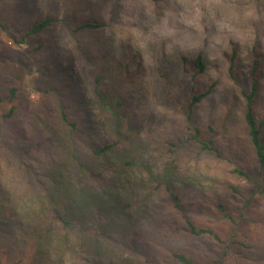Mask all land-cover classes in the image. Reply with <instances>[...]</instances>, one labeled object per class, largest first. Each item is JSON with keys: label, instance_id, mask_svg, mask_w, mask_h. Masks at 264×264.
I'll return each mask as SVG.
<instances>
[{"label": "rangeland", "instance_id": "obj_1", "mask_svg": "<svg viewBox=\"0 0 264 264\" xmlns=\"http://www.w3.org/2000/svg\"><path fill=\"white\" fill-rule=\"evenodd\" d=\"M93 1L102 9L90 4L87 11L104 24L98 37L106 52L97 66L78 54L76 37L59 27L54 41L44 34L38 50L37 41L15 39L48 11L60 16L66 0H0V264H54L36 255L33 228L42 216L50 223L56 211L73 215L80 226L52 223L54 239L66 241L59 264L85 263L82 240L101 246L102 259H111L105 264L124 261L129 240L121 234L130 226L141 229L148 246L170 250L178 242L197 251L201 262L264 264V246L258 251L264 241V200L252 184L261 183V165L248 146L240 95L241 85L250 88L256 59L253 105L257 122H263L264 143V0ZM233 48L237 82L228 72ZM178 49L190 56L201 50L204 73L194 76L188 62L184 71L174 58ZM70 53L80 95L62 75ZM167 55L168 68L162 64ZM98 75L102 80L96 85L107 95L104 105L90 94ZM213 82L212 93L188 121L190 93ZM10 87L14 95L7 99ZM62 107L75 126L63 121ZM10 108L13 114L6 118ZM191 125L217 150L191 141ZM106 143L115 145L93 153ZM170 182L187 214L199 220L218 203L234 205L238 213L252 196L250 218L241 221L233 214L236 221L224 220L223 233L232 226L231 237L240 227L258 231L256 243L238 244L240 232L233 244L226 236L223 243L208 235L174 240L165 188Z\"/></svg>", "mask_w": 264, "mask_h": 264}, {"label": "trees", "instance_id": "obj_2", "mask_svg": "<svg viewBox=\"0 0 264 264\" xmlns=\"http://www.w3.org/2000/svg\"><path fill=\"white\" fill-rule=\"evenodd\" d=\"M157 2L158 0H153ZM35 2V0H34ZM33 2V3H34ZM59 0H57V3ZM67 2V9L63 10L62 14L60 16L57 15V13H51L47 12L44 17L41 20L33 21L30 26H28L25 30V32L22 34L21 38H16L17 42H20L26 38V41L30 44L31 41H37V44H35L36 50L37 48H41L43 46L41 38L44 36L45 33H49V36L51 38L50 41H54V31L57 27L61 28L64 32H70L75 37V44L77 47H79V55L86 61L90 62L91 64L100 65V62L103 65V60H100L101 58H104V54L106 53L103 49V46L105 44L104 40H101V38L98 37L100 32L102 31L101 28L103 27V23L98 21L96 17L92 16L91 13L87 11V8L93 6L98 7V5H101L100 2L93 1V0H66ZM95 2V3H94ZM32 3V4H33ZM56 3V4H57ZM58 7V6H57ZM102 9V7H98V9ZM96 9V8H94ZM117 9V8H116ZM117 11V10H116ZM158 13V12H157ZM92 17V18H91ZM147 18V17H146ZM142 22L145 23V21L142 18ZM149 23V21H148ZM150 25V23H149ZM148 26V25H147ZM52 32V33H51ZM100 36V35H99ZM91 43V44H90ZM91 46H90V45ZM92 44H95L98 46L97 49H93ZM99 45L102 46V48H99ZM87 46V47H86ZM85 47V49H84ZM53 48H56V43ZM176 50V53L174 55V58L178 57V62L180 63L181 67L184 71L188 72L187 66H185L186 62L190 63V68L194 70L193 75H199L201 73H204L206 70V60L204 57V53L200 50L196 53L192 54L190 56L189 54H184L178 52ZM103 55V56H102ZM236 55V48H233V56L231 57V63L228 69V72L231 75V78L236 81V77L233 73L234 70V57ZM64 57V56H63ZM0 58L3 60L4 58V51L0 50ZM67 66L69 67L68 70H65L62 75L64 78L69 79V81H73L69 84L76 86V92L78 95L81 94L82 91H78V84H79V75H75L73 73V61H74V55L71 53L68 54L66 57ZM164 62V63H163ZM162 62L165 67L171 66V61L169 59V56L165 58V60ZM59 68V64L56 62ZM257 60L254 59L253 61V67L251 70V82L249 83L250 88L247 89L245 86L241 85L240 88V95L244 99V110H243V122L245 126L246 131V137L248 146L250 148L251 153L255 156L259 164L261 165V172H260V179L261 183H256V180L252 181V184H256V187H258V194L262 196V199L264 200V143L262 141L261 137V131H262V124L263 122H257L255 117V111H254V97L257 93V86H258V78L255 76L256 70H257ZM4 67V63L0 62V76H2V69ZM100 80H102V76L98 75L94 79V85L92 88H90L91 91V97L92 99L98 100L100 103L107 104L106 100V93H102L100 90V87L96 85ZM215 85V82L209 84L206 89L198 91V92H191L189 100L187 102V119L188 121H191L192 114L195 110V107L197 104L210 95L212 93V89ZM14 87H10L8 90V93L5 94L7 99H12L14 95ZM0 100H2V97L0 96ZM62 119L63 121L70 125L75 126L76 124L74 122L69 121L67 112H65L64 108L62 107ZM13 108H10V111L5 114L6 118H10L13 114ZM192 124V123H190ZM191 138L190 140L196 143V145L200 146V149H207L212 150L215 149L213 147L212 140L208 141H201L199 138L200 131L197 126L191 125ZM114 143H106L103 146H101L99 149L93 150L94 154H101L103 152H106L108 149L113 147ZM233 172L242 175L246 178H248V174L245 171L239 170V169H233ZM166 191L168 194V198L170 199L171 208L173 209L171 216H170V224H169V232L172 234V238L174 240H180V237H191V238H198L201 236L208 235L212 239H214L217 243H223L224 236L231 237V229L226 231V233H223L225 226L224 220L229 221L230 223H233L236 221L235 217L232 215L236 213L241 219V221H244L246 219H249L250 210L247 209L248 204L250 205L253 202V197L250 196L248 198V203L242 206V209L237 213L234 208L236 206L233 205L232 208H227V205L223 203H218L215 207V210H209L207 213V218L205 220H199L198 218H194L193 216H190L187 214V211L185 207L183 206L181 202V198L179 197V193L172 189L171 182L166 184ZM253 194V193H252ZM3 200V199H2ZM219 211V212H218ZM220 213V214H219ZM43 215V212H40L38 215V218ZM67 215V212L59 213L55 212L52 215V221L50 223H46L43 219V216L40 219V222L33 228V231H36V255L41 259H51L50 261L54 264H59L62 262V253L64 251L66 241L58 239L55 240L52 232L54 230L52 229V223L54 221L58 222L60 226H71L70 228H73L76 226V228H80V226L73 221V218L71 215L70 217ZM222 215V216H221ZM82 215V217H84ZM67 219H66V218ZM69 217V218H68ZM74 217V216H73ZM74 223V224H72ZM242 224V223H241ZM232 225V224H231ZM252 230V229H249ZM262 230H264V227H262ZM141 229L137 228L136 226H130L125 229V232L121 234V237L126 238L129 240V243L126 245V256L124 261L119 262L118 264H209V262H201L202 256H198L197 251H195L192 247L188 246H181L178 242H174V245L172 244V248L169 250V247L166 250H161L160 248L156 247V244L153 246H148L147 238H143L142 234L139 232ZM244 231L243 233H241ZM247 229H243L240 227L237 229V232L232 235L231 237V244H233L234 241H232L234 236L240 232L241 238L238 240V244L246 245L247 242L249 243H256V239L258 237V231H256L257 234H251V232L247 231ZM137 235V236H136ZM81 236V235H80ZM141 236V237H140ZM82 239V238H81ZM254 243V244H255ZM160 244V243H159ZM79 246L81 247V252L83 253V259L85 261L84 264H105L103 260H107V262H110L111 259H102L101 256V246L94 243V245H85V243L80 242ZM264 246L263 243L258 244V251L261 250V247ZM59 250H62L59 254ZM264 250V249H263ZM52 256V258H50ZM216 263H218L217 258L214 259Z\"/></svg>", "mask_w": 264, "mask_h": 264}]
</instances>
